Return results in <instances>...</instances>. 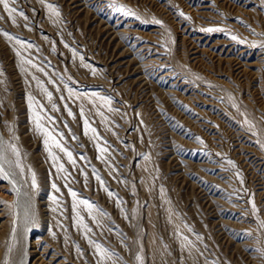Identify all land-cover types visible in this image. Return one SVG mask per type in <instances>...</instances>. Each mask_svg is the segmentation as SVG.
<instances>
[{
  "label": "rangeland",
  "instance_id": "1",
  "mask_svg": "<svg viewBox=\"0 0 264 264\" xmlns=\"http://www.w3.org/2000/svg\"><path fill=\"white\" fill-rule=\"evenodd\" d=\"M73 1L0 3V264H264V0Z\"/></svg>",
  "mask_w": 264,
  "mask_h": 264
},
{
  "label": "bare ground",
  "instance_id": "2",
  "mask_svg": "<svg viewBox=\"0 0 264 264\" xmlns=\"http://www.w3.org/2000/svg\"><path fill=\"white\" fill-rule=\"evenodd\" d=\"M70 1H71V0H70ZM72 1H73V0H72ZM74 1H75V0H74ZM74 1H73V2H74ZM100 17H101V16H100ZM95 20H96V19H95ZM103 24H104V23H103ZM104 26H105V25H104ZM107 26H108V25H107ZM104 29H105V28H104ZM3 30H4V29H3ZM0 32H1V35H2V31H1V30H0ZM4 33H5V31H4ZM4 33H3V35H5ZM6 34H7V33H6ZM110 34H111V33H110ZM1 35H0V36H1ZM3 35H2V36H3ZM7 37L9 38L10 36L7 35ZM7 37H6V38H7ZM109 37H110V36H109ZM4 39H5V37H4ZM10 39H11V37H10ZM7 40H8V39H7ZM17 40H18V39H17ZM8 41H9V40H8ZM14 41H15V40H14ZM20 41H21V40H19V42H20ZM17 42H18V41H17ZM17 42H16V43H17ZM123 42H124V41H123ZM122 46H123V45H122ZM117 47H118V46H117ZM129 47H130V46H129ZM118 48H119V47H118ZM124 48H125V47H124ZM122 49H123V48H122ZM132 49H133V48H132ZM118 50H119V49H118ZM125 51H126V50H125ZM116 52H118V51H116ZM120 52H122V50H121ZM114 53H115V52H114ZM123 53H124V51H123ZM125 53H126V52H125ZM127 54H129V53H127ZM134 54H135V53H134ZM114 55H115V54H114ZM114 55H113V56H114ZM118 55H121V54H118ZM129 55H130V54H129ZM137 56H138V55H137ZM116 57H117V56H116ZM138 57H139V56H138ZM138 57H137V58H138ZM111 58H112V57H111ZM120 58H121V57H120ZM127 58H128V57H127ZM111 60H112V59H111ZM113 60H114V59H113ZM116 60H117V59H116ZM118 60H119V59H118ZM127 60H128V59H127ZM129 60H130V59H129ZM129 60H128V62H126V63H130ZM133 60H134V59L132 58V60H130V61H133ZM114 61H115V60H114ZM3 62H4V61H3ZM106 62H107V61H106ZM115 62L117 63V61H115ZM121 62H123L122 59H121ZM121 62L119 61V63H121ZM8 63H9V62H8ZM117 64H118V63H117ZM4 65H5V64H4ZM105 65H106V64H105ZM108 65H109V64H108ZM132 65H133V64H132ZM139 65H140V64H139ZM130 66H131V65H130ZM142 66H143V64H142ZM106 67H107V66H106ZM110 67H112V66H110ZM115 67H116V66H115ZM92 68H94V67H92ZM134 68H135V67H134ZM138 68H139V67H138ZM143 68H144V67H143ZM6 69H7V68H6ZM117 69H118V68H117ZM135 69H136V68H135ZM140 69H141V68H140ZM144 70H145V69H144ZM89 71H90V70H89ZM92 71H93V69H92ZM94 71H95V70H94ZM134 71L136 72V70H134ZM90 72H91V71H90ZM114 73H115V72H114ZM117 73H118V72H117ZM133 73H134V72H133ZM138 73H139V72H138ZM138 73H137V74H138ZM145 73H147V72H145ZM118 74H119V73H118ZM135 74H136V73H135ZM120 75H121V74H120ZM121 76H122V75H121ZM117 77L119 78V76H116V78H117ZM136 78H137V77H136ZM138 78H139V77H138ZM138 78H137V79H138ZM143 78H144V77H143ZM124 79H125V78H124ZM139 79H140V78H139ZM114 80H116V79H114ZM148 80H149V79H148ZM121 81H122V80H121ZM17 82H18V81H17ZM131 84H132V83H131ZM12 85H13V84H12ZM137 86H138V85H137ZM13 87H14V86H13ZM16 88H17V87H16ZM133 88H134V87H133ZM141 89H142V88H141ZM14 90H15V88H14ZM134 90H135V89H134ZM166 92H167V91H166ZM161 93H162V92H161ZM151 99H152V98H151ZM178 104H180V103H178ZM178 104H177V105H178ZM153 106H154V105H153ZM155 107H156V106H155ZM155 107H154V108H155ZM156 108H157V107H156ZM177 109H178V108H177ZM181 109H182V108H181ZM154 113H155V112H154ZM159 119H160V118H159ZM189 132H190V131H189ZM203 156H204V155H203ZM202 158H203V157H202ZM199 162L201 163V161H199ZM194 163H195V162H194ZM208 167H209V166H208ZM205 168H206V167H205ZM2 175H4V174H2ZM5 175H6V174H5ZM259 175H260V174H259ZM6 176H7V175H6ZM6 176H5V177H6ZM261 183H262V182H261ZM200 188H201V187H200ZM263 188H264V186H263ZM202 190H203V189H202ZM205 190H206V189H205ZM213 190H214V189H213ZM197 191H198V190H197ZM263 194H264V193H263ZM263 194H262V195H263ZM209 198H210V197H209ZM215 210H216V209H215ZM229 212H230V211H229ZM215 213H216V212H215ZM219 215H220V214H219ZM219 220H220V219H219ZM224 228H225V227H224ZM28 232H29V231H28ZM28 232H27V234H26V237H25L26 239H25V243H24V246H23V250H24V252H23V256H22V264H26V262H27V260H28V254H29L28 251H27V247H28V242H27L28 240H27V237H28V234H29ZM223 233H224V232H223ZM20 264H21V263H20Z\"/></svg>",
  "mask_w": 264,
  "mask_h": 264
},
{
  "label": "snow or ice",
  "instance_id": "3",
  "mask_svg": "<svg viewBox=\"0 0 264 264\" xmlns=\"http://www.w3.org/2000/svg\"><path fill=\"white\" fill-rule=\"evenodd\" d=\"M0 3H4L5 4V7H7V4L5 3V0H0ZM33 186H35V180H33Z\"/></svg>",
  "mask_w": 264,
  "mask_h": 264
}]
</instances>
